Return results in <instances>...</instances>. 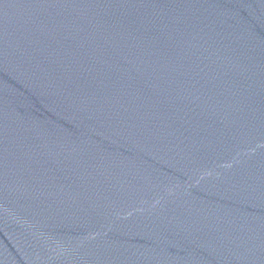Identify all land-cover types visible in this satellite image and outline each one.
I'll list each match as a JSON object with an SVG mask.
<instances>
[{
    "label": "water",
    "instance_id": "obj_1",
    "mask_svg": "<svg viewBox=\"0 0 264 264\" xmlns=\"http://www.w3.org/2000/svg\"><path fill=\"white\" fill-rule=\"evenodd\" d=\"M0 264H264V0H0Z\"/></svg>",
    "mask_w": 264,
    "mask_h": 264
}]
</instances>
